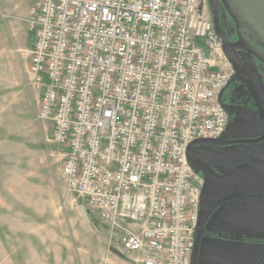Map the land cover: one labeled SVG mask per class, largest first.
<instances>
[{"label": "built area", "instance_id": "1", "mask_svg": "<svg viewBox=\"0 0 264 264\" xmlns=\"http://www.w3.org/2000/svg\"><path fill=\"white\" fill-rule=\"evenodd\" d=\"M27 29L68 195L135 264H192L205 182L188 148L224 137L237 76L209 0H35Z\"/></svg>", "mask_w": 264, "mask_h": 264}, {"label": "rangeland", "instance_id": "2", "mask_svg": "<svg viewBox=\"0 0 264 264\" xmlns=\"http://www.w3.org/2000/svg\"><path fill=\"white\" fill-rule=\"evenodd\" d=\"M34 2L0 0V264H135L128 254L111 248L110 232L96 213L86 208L90 222L83 218L79 208L86 205L67 193L52 127L36 119L37 96L29 87L33 35L27 29ZM229 113L233 128L248 118L243 112ZM237 147L251 152L232 159L230 166L250 158L264 161V144ZM255 168L260 171L256 174H264L262 165L252 163L215 182L194 167L205 182L200 219L213 200L238 188L243 170ZM258 203L253 208L264 210V199ZM240 206L232 201L220 210L235 211L224 225L227 233L264 238V213ZM199 264H264V243L215 240L205 233Z\"/></svg>", "mask_w": 264, "mask_h": 264}, {"label": "flooded vegetation", "instance_id": "3", "mask_svg": "<svg viewBox=\"0 0 264 264\" xmlns=\"http://www.w3.org/2000/svg\"><path fill=\"white\" fill-rule=\"evenodd\" d=\"M210 9H211L212 17H213L214 10L211 4H210ZM219 15H220L222 33L226 41L232 44L231 52L233 56L236 58V61L239 67L245 73L257 74L262 81V85L264 89V65L260 63L259 61H257L250 54H248L243 48L236 45L239 38H238L235 24L233 20L227 14V12L225 11L220 1H219ZM254 88H255L254 82L250 76L237 74L236 78L232 80V82L228 85V87L222 92L221 97H220L221 102L224 105L230 107L229 109L226 108L228 111V115H229V123L232 119V115H230L229 110L243 112L248 117L245 120L246 121L245 124L240 127L233 128L232 124L231 125L228 124L227 130L224 134V137L222 138L223 140H227V141L257 140L264 136V109L260 106V103L256 97ZM250 116L251 118H249ZM260 144H264V141L259 143V145ZM240 145H245L247 147L251 146L248 144H236V145H231V146L198 145V146L193 147L192 151H193L194 156H196L202 162L208 164L217 174L226 175L235 168L233 166H230V162L232 161V159L246 156L251 152V151L248 152L247 149H244V148H241V149L238 148L237 146H240ZM255 145H258V144H255ZM250 160H253V159L250 158L249 160L245 162H248ZM225 164H228L229 168L228 166L224 167L223 165ZM195 168L199 172H203L209 175L212 181H215V182L225 181V180H220L214 177L200 165H195ZM257 169L258 168H255L253 170H243V174L240 175L239 178L237 179L238 188L230 189L228 192L224 193L223 196H221V198L213 200L210 207L213 206L219 200L223 199L224 197H229L231 195H238L240 193L247 194L245 193L246 190H249L252 188L258 189L259 188L258 185L260 184V182L262 183L261 178L257 176H255V178H252V176L249 175V174L260 173V171L256 172ZM261 170L264 171L262 168ZM263 182H264V179H263ZM247 195L262 196L264 195V192L263 193L260 192L257 194H247ZM258 200H261V199H258ZM236 202H241L240 208L244 207L246 209H249L250 211H252L251 213H254V211L257 213H264V210L262 209H259L256 211L253 208L259 204V203L253 204L255 200L251 199V200H242V201H236ZM222 206L219 207L210 217L208 221V224H210L209 222H211L210 232H205V233H208L209 236L215 240L225 239L228 242H231V241L248 242L250 241L253 243H260V242L264 243V238L261 239V238L253 237V236L249 237L246 235H243L238 238H234L230 236L227 233L230 229L225 228L224 225L229 221L231 214H233L235 211L234 212H232L233 210L220 211L221 208H223Z\"/></svg>", "mask_w": 264, "mask_h": 264}, {"label": "water", "instance_id": "4", "mask_svg": "<svg viewBox=\"0 0 264 264\" xmlns=\"http://www.w3.org/2000/svg\"><path fill=\"white\" fill-rule=\"evenodd\" d=\"M213 12V24L215 31L221 42L225 55L232 65L235 72L239 75L250 76L254 82L256 97L260 103V106L264 109V89L260 77L255 73H245L238 65L236 58L231 52V46L228 41L224 38L221 29L220 15H219V1L224 7L225 11L229 17L233 20L236 31L238 34L237 46L243 48L248 54L254 57L257 61L264 65V0H209ZM222 103V102H221ZM222 105L229 109L230 107ZM264 141V136L257 140H239V141H227V140H199L193 142L188 148V157L190 161L195 165L202 166L207 172H209L214 177L220 180H226L232 177L236 172L245 167L248 164L256 163L264 166V161L259 159H253L243 164L235 167L230 173L226 175L217 174L208 164L199 160L193 154V147L198 145H219V146H231L236 144H248L255 145ZM264 198V195H247V194H238L231 195L229 197H224L223 199L216 202L208 210L205 211L203 216L200 219L199 226L197 229V236L195 240V248L193 254L192 264H199L200 262V253H201V243L202 237L206 232V227L208 221L212 214L222 205L231 201H242V200H258ZM79 211L83 218L89 223L90 218L86 207L81 206Z\"/></svg>", "mask_w": 264, "mask_h": 264}, {"label": "crops", "instance_id": "5", "mask_svg": "<svg viewBox=\"0 0 264 264\" xmlns=\"http://www.w3.org/2000/svg\"><path fill=\"white\" fill-rule=\"evenodd\" d=\"M249 175H251L252 178H255V176L260 177L261 180H262V183L260 182V184L258 185L259 186L258 189H255V188L253 189L252 188L253 190L252 189L246 190L245 193H247V194H257V193H260V192L263 193L264 192V182H263L264 174H249ZM258 201L255 200V202H253V204H258Z\"/></svg>", "mask_w": 264, "mask_h": 264}, {"label": "trees", "instance_id": "6", "mask_svg": "<svg viewBox=\"0 0 264 264\" xmlns=\"http://www.w3.org/2000/svg\"><path fill=\"white\" fill-rule=\"evenodd\" d=\"M210 2V1H209Z\"/></svg>", "mask_w": 264, "mask_h": 264}]
</instances>
